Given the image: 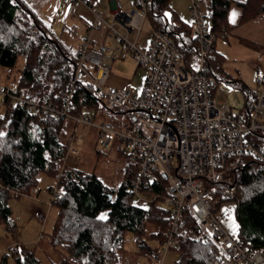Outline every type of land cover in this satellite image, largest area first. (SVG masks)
I'll use <instances>...</instances> for the list:
<instances>
[{"label":"trees","instance_id":"1","mask_svg":"<svg viewBox=\"0 0 264 264\" xmlns=\"http://www.w3.org/2000/svg\"><path fill=\"white\" fill-rule=\"evenodd\" d=\"M131 1L140 7L138 0ZM169 2L152 0L147 16L153 30L165 31L174 38L185 67L193 69L197 39L190 23L178 20L170 12L169 18L175 23L169 22L165 15L170 11ZM232 3L233 0H200L201 11L214 33H227L231 29L228 12ZM238 5L242 8L241 23L264 14V0H246ZM19 56L24 62L15 89L59 107L76 70L78 51L53 36L23 0H0V69L11 67ZM222 59L213 48L207 58L206 73L215 77L222 69ZM239 88L246 95L248 108L255 92L248 91L243 84ZM69 112L91 118H113L126 113L104 104L95 95L93 85L86 81L78 82L73 88ZM63 123L61 119L38 116L19 107L10 114L5 109L0 115V133H4L0 136V223L8 230L14 228L8 200L11 196L28 195L36 187L38 175L45 173L56 180L55 187H49L50 206L56 209V217L47 240L49 247L60 256L57 264H122L119 252L123 250L127 232L140 243V252L146 248L144 239H154L156 249L169 226V208L159 199L144 208L133 204L128 189L136 173L132 162L128 163L125 181L118 189L107 186L94 172L64 165L67 148L59 135ZM249 139L264 157V136ZM212 187L216 212L223 203L231 201L221 197L223 190L235 193L236 198L232 200L237 224L235 234L240 243L251 252L264 250V159L242 158L232 171L231 186L213 184ZM165 189L166 180L158 174L157 184L149 191L163 195ZM175 243L176 264H222L216 258L215 239L203 230L188 209L183 212ZM10 251L13 264H43L34 249L18 246ZM1 264H5V259Z\"/></svg>","mask_w":264,"mask_h":264},{"label":"built area","instance_id":"2","mask_svg":"<svg viewBox=\"0 0 264 264\" xmlns=\"http://www.w3.org/2000/svg\"><path fill=\"white\" fill-rule=\"evenodd\" d=\"M63 1L92 6L88 0ZM138 1L140 7L122 11L120 1L112 0L105 11L112 16L109 19H105L102 11L94 10L92 21L85 24V35L77 49L76 70L59 107L6 87H0L1 103L8 114L19 107L38 116L70 120L76 126H93L104 148H108L114 138L131 146L129 159L135 164L136 173L128 189L133 204L144 208L159 199L170 211L165 237L151 252L154 264H163L168 251L175 247V236L185 209L215 239L216 258L222 260V264H262L264 250L251 252L235 233H228L220 224L213 206L215 189L212 185L231 186L232 171L242 158L264 159L254 141L249 139L264 136V74L256 78L258 90L246 114H232L230 108L214 102L217 80L205 70L216 38L225 37L226 33L216 34L211 30L201 11L200 0H190L189 7V23L197 39L193 69L185 67L179 47L165 31L152 30L148 46L138 47L141 24L151 9L152 0ZM100 29L115 40V46L107 42L94 48L92 34ZM132 32L134 39L130 41L128 36ZM123 51H130L138 66L146 71L141 95H136L131 87L116 88L108 83L111 63ZM80 81L91 83L95 95L107 106L125 110L127 123L118 127L111 121L94 123L86 114H70L71 93ZM67 152L78 153L71 144ZM158 174L166 180L163 195L149 191L157 184ZM221 197L235 200L236 195L229 189L223 190ZM34 215L45 221V216ZM43 236L41 233L39 240Z\"/></svg>","mask_w":264,"mask_h":264},{"label":"rangeland","instance_id":"3","mask_svg":"<svg viewBox=\"0 0 264 264\" xmlns=\"http://www.w3.org/2000/svg\"><path fill=\"white\" fill-rule=\"evenodd\" d=\"M119 1L122 11H129L134 8V5H131V0ZM91 2L94 7L101 6L100 10L104 13L105 19L111 17L105 12L107 9L106 0H91ZM61 6H63V12L61 14L56 12L55 16L49 17L44 23L53 36L74 50L80 36L78 34L74 36L69 29H73V24L75 30V19L71 20L72 12H68L66 4H61ZM169 7L170 11L167 12L169 22L175 23L169 18L170 13H173L178 20L189 24L190 0H170ZM63 25H66V27ZM62 27H64L63 30ZM151 31L152 27L147 16L141 24L137 41L138 47L147 43ZM179 33L178 31L177 34ZM133 39L134 33L132 32L129 34L128 40L133 41ZM243 39L248 43L242 41ZM142 42L143 44H141ZM214 50L221 53L223 59L222 69L215 76L217 88L213 100L217 104L221 103V105L230 108L234 115H245L247 109L246 95L240 90L239 84L242 83L250 92H257L256 78L264 74V45L257 44L256 41L252 42L240 34L238 36L227 34L225 37L216 38ZM23 62V58L19 56L11 67L0 69V87L16 88ZM112 74L124 82H129L135 90L142 87L146 77V71L138 66L130 51H123L119 59L115 61ZM4 112L5 107L0 98V115H3ZM92 120L94 123L116 121L115 124L118 127H121V123H127L125 114L115 115L113 118L95 117ZM72 126L75 137L73 139L69 138L73 130L69 136H66V132L63 131L61 139L64 141L67 151L68 146L71 144L78 153L67 152L64 165L85 172H94L107 186L118 189L124 183L126 167L128 163H131L129 159L131 146L114 138L111 145L104 148L95 127L84 124H78L77 126L72 124ZM72 137L73 135H71ZM55 185L56 180L54 178L47 176L45 173H40L36 187L28 195L10 197L8 206L14 228L8 230L0 223V264L2 259H5V264H13L10 249L18 246L34 249L43 264L58 263L60 256L49 247L47 240L56 217V209L49 205L52 198L49 187H55ZM145 195L151 197L148 194ZM162 204L167 207L164 201H162ZM234 208L235 202L231 200L223 203L216 212L220 224L230 234L236 233L237 227ZM35 213L45 216V221L42 222L36 218ZM41 233L45 237L39 240ZM143 242L146 248L143 252H140V243L138 244L132 234L127 232L124 237L123 250L119 252L120 262L122 264H154L150 252L157 246V242L154 239H144ZM177 260L178 254L171 249L166 254L163 264H176Z\"/></svg>","mask_w":264,"mask_h":264},{"label":"crops","instance_id":"4","mask_svg":"<svg viewBox=\"0 0 264 264\" xmlns=\"http://www.w3.org/2000/svg\"><path fill=\"white\" fill-rule=\"evenodd\" d=\"M23 1L33 11H35L37 13V15L40 17V19L43 22H46V20H48L49 17L55 16L56 12H60V14H61L63 12V6H61V4H66L63 0H23ZM233 1H234V3H232V5L229 9V12H228V24H229L231 29L226 33V35L227 34H235L236 36H238V34H240L252 42L256 41L257 44L260 43L261 45H264V14L259 15L258 17H255L253 19H250L247 22L241 23L242 8L238 5V3H244L246 0H233ZM106 3H107V6L110 7L112 5V0H106ZM132 4H133V2L131 3V5ZM66 5L68 6L67 7L68 12H70V13L72 12L71 20L75 19V26H76V28L74 30V25L72 24L73 29L70 28L69 31L74 36L75 35L77 36V34L80 36L79 42L76 45L77 47H75V49H74V51H77V49H78V47H79L80 43L82 42L83 37L85 35V24L87 22L92 21L94 10H100L101 6L99 5L98 7H94V5L92 4L91 8H88V7H84L80 4H66ZM233 12L236 13L234 18L232 16ZM107 15H109V14H107ZM109 16H111V15H109ZM67 19H68V17H67ZM63 26L66 27V25H63ZM64 27H62V30L64 29ZM150 37H151V35L149 36L147 43L143 44V42H142L141 44H143V45L140 44L141 45L140 47L146 48L149 44ZM92 38H93L94 48H97L100 45L107 43V42H109L112 46H115V44H116L115 40L107 37V33L104 29L94 31L92 34ZM242 41L247 42L244 39ZM214 49H215V46H214ZM118 59L114 60L111 63V73H110L108 83L110 85L116 87V88H126V87L133 88L132 86H130L129 82H124L123 80H120L117 76L112 74L113 64H115V61H117ZM145 78H144V83H145ZM144 83H143L142 87L138 90H135L133 88L135 90L136 95L142 94L143 89H144ZM241 84L242 83H240V85ZM66 122H65L66 124L63 123L62 128L60 130V134H59L60 140L63 144H65V143L61 139V137L63 135L62 132L65 131L66 136L67 135L69 136L70 132L73 130L72 124L74 125V123L70 120H67ZM71 135H74V130H73V133ZM71 135L69 136V138L71 137ZM262 264H264V262H262Z\"/></svg>","mask_w":264,"mask_h":264},{"label":"snow or ice","instance_id":"5","mask_svg":"<svg viewBox=\"0 0 264 264\" xmlns=\"http://www.w3.org/2000/svg\"><path fill=\"white\" fill-rule=\"evenodd\" d=\"M13 2H15V0H13ZM165 15L167 16V15H169L168 13H165ZM235 15H236V13L235 12H233L232 13V16H233V18L235 17ZM4 135V133H0V136H3ZM104 217H101V219H103Z\"/></svg>","mask_w":264,"mask_h":264}]
</instances>
